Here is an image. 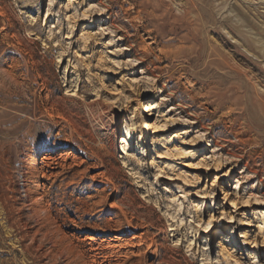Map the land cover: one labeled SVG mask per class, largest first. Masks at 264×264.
Masks as SVG:
<instances>
[{"label":"rangeland","instance_id":"obj_1","mask_svg":"<svg viewBox=\"0 0 264 264\" xmlns=\"http://www.w3.org/2000/svg\"><path fill=\"white\" fill-rule=\"evenodd\" d=\"M68 239L58 264H264V0H0V264Z\"/></svg>","mask_w":264,"mask_h":264},{"label":"bare ground","instance_id":"obj_2","mask_svg":"<svg viewBox=\"0 0 264 264\" xmlns=\"http://www.w3.org/2000/svg\"><path fill=\"white\" fill-rule=\"evenodd\" d=\"M13 63V62H12ZM12 70L14 69L15 70V68H11ZM8 77H10V75L8 74ZM15 76L14 75H12L11 74V79H13ZM152 107V109H154V104L153 105H151ZM145 126L146 127H148V123H146L145 124ZM235 141H239L238 139H237V136H235ZM241 141V140H240ZM125 142V141H124ZM231 142V141H230ZM238 143V142H237ZM123 152H126V151H123ZM38 161H39V158L36 160V163L35 164H37L38 163ZM41 164V163H40ZM51 164V163H50ZM52 165V164H51ZM55 166V165H54ZM50 168H51V166H50ZM45 170V169H44ZM44 170H42V175H44L43 177L44 178H46V179H48L47 177H49L48 175H47V173H46V171L44 172ZM53 175V174H52ZM63 175V174H62ZM57 176V175H56ZM50 178V177H49ZM58 178V177H57ZM27 193V192H26ZM29 193L31 194V191H29ZM30 194H29V198H30ZM28 195V194H27ZM41 197H43V196H41ZM43 199V198H42ZM32 200V199H31ZM48 202V201H47ZM31 203H32V201H31ZM42 204V203H41ZM40 203H38V201L37 202H35V207L37 208V210H36V217H37V215L38 216H40V214L41 213H43V216H44V214H45V217H47V218H49V217H51V213H52V210L49 208V207H46V206H43V204L41 205ZM100 204H102V203H100ZM30 205V204H29ZM28 205V206H29ZM32 206H33V203H32ZM31 206V207H32ZM99 206V205H98ZM33 208V207H32ZM113 208H117V206L116 205H114L113 206ZM35 209V208H34ZM13 210V209H12ZM32 212V211H31ZM34 212V211H33ZM35 213V212H34ZM41 217V216H40ZM11 218V217H10ZM35 218V217H34ZM43 218V217H42ZM45 218H43V221H45L44 220ZM41 220V219H40ZM39 220V221H40ZM22 221V220H21ZM22 223V222H21ZM25 223V222H24ZM48 223H49V221H48ZM77 223V222H76ZM128 227L129 228H134L133 227V225H132V223H131V221H128ZM13 226V225H12ZM18 226V225H17ZM21 226H22V224H21ZM24 227H26L27 228V226H24ZM15 228V227H14ZM30 228V227H29ZM115 228H117L116 229V232L118 233V234H125V231L126 230H123L124 229V227H123V224L121 223V222H118L117 223V226L115 227ZM28 229V228H27ZM29 230V229H28ZM122 230V231H121ZM17 232H18V237H19V242H20V244H21V246L23 247V244H24V242L26 241V239L29 237V232L26 230V232H22V231H20V230H17ZM39 234V233H38ZM236 236L234 233H232V236ZM32 236V235H31ZM30 236V237H31ZM55 238H56V240L54 239V238H52L51 239V241H52V247H53V250L54 249H56L57 247H59V243L62 245L63 243H64V240H58V238L56 237V235L54 236ZM15 239V238H14ZM29 239V238H28ZM70 239H68V243H65V247H63L62 248V250H61V252L60 253H58V254H55V256H51V258H52V261H53V264H58L57 262L59 261V259H61V258H66V259H69V260H72V258L74 257V255H75V250H76V248H78V247H74V245H73V243H74V241L72 240H70ZM87 240H90V241H92V242H94V241H96V239H95V237H93V236H90V237H87ZM108 240H111V238L110 239H106L105 241H108ZM114 240V239H113ZM138 244L136 245L137 247H139V248H141V247H143L144 245H145V241H144V237H140V238H138ZM45 241V240H44ZM104 241V242H105ZM32 242V247L33 248H35L36 249V253H38V256H39V258L41 257V255H42V253L41 252H39V247L38 246H36V240L34 239V240H32L31 241ZM30 242V243H31ZM103 242V241H102ZM101 242V243H102ZM26 243V242H25ZM29 243V244H30ZM39 244V243H38ZM37 244V245H38ZM44 244V243H43ZM19 246V245H18ZM25 247V246H24ZM23 247V252L25 251V250H27V248H24ZM28 247V246H27ZM30 247V246H29ZM31 247V248H32ZM42 247V246H41ZM42 249V248H41ZM49 250H52V249H49ZM97 250H99V249H94L93 251H97ZM28 252H30V250L28 251ZM53 252V251H52ZM120 251H118V252H116V253H113V254H110V256H107V257H105V258H103L104 260H102V263L101 264H106V261H108V262H110L109 260H111V259H113L114 258V264H127L129 261H131L132 260V258H130V257H128L127 255L126 256H124V259H122L121 257L123 256L122 254H120L119 253ZM122 253V252H121ZM146 253V252H145ZM28 254V253H27ZM52 254H54V253H51V255ZM46 255V254H45ZM144 255V253H141V254H138L137 256H140V258L142 257ZM98 257V256H97ZM50 258V259H51ZM110 258V259H109ZM37 259V258H36ZM44 259V258H43ZM77 259H81V260H84V256L83 255H81L80 257H78ZM76 260V259H75ZM75 260H73L71 263H68V264H73V263H75L76 261ZM125 260V261H124ZM122 261H123V263H122ZM83 262V261H82ZM98 262V261H97ZM77 263V262H76ZM85 264V263H84ZM97 264H99V263H97ZM110 264H111V262H110Z\"/></svg>","mask_w":264,"mask_h":264}]
</instances>
